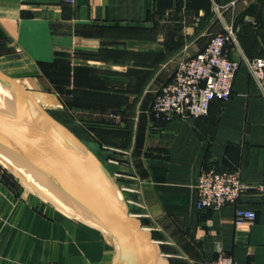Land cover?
<instances>
[{"label": "crops", "instance_id": "crops-1", "mask_svg": "<svg viewBox=\"0 0 264 264\" xmlns=\"http://www.w3.org/2000/svg\"><path fill=\"white\" fill-rule=\"evenodd\" d=\"M215 5L226 6L220 16ZM224 24L239 63L230 99L203 117L156 120L155 94ZM255 57H264V0H0V72L52 117H70L161 264H208L219 253L264 264L259 194L241 196L255 218L236 224L233 206L199 210L195 191L210 169L238 171L249 185L264 177V79L243 62ZM19 185L0 167V264H113L110 237Z\"/></svg>", "mask_w": 264, "mask_h": 264}, {"label": "water", "instance_id": "water-1", "mask_svg": "<svg viewBox=\"0 0 264 264\" xmlns=\"http://www.w3.org/2000/svg\"><path fill=\"white\" fill-rule=\"evenodd\" d=\"M0 167L56 208L115 241L113 264H161L159 245L128 211L101 162L2 72Z\"/></svg>", "mask_w": 264, "mask_h": 264}, {"label": "built area", "instance_id": "built-area-1", "mask_svg": "<svg viewBox=\"0 0 264 264\" xmlns=\"http://www.w3.org/2000/svg\"><path fill=\"white\" fill-rule=\"evenodd\" d=\"M232 4V3H231ZM226 6L215 5L217 16ZM235 41L231 25L224 24L221 32L213 34L203 51L181 61L170 79L155 94L150 112L157 120L176 115L199 118L206 116L214 100L227 102L232 95V85L239 68L237 61L229 58L226 48ZM250 75L261 82L264 79V57L244 58ZM255 190L264 209V177L256 185L243 182L238 171H202L195 187L199 210H216L230 205L234 207V222L254 220L252 210L239 206L242 195ZM208 264H235L233 258L223 253Z\"/></svg>", "mask_w": 264, "mask_h": 264}, {"label": "rangeland", "instance_id": "rangeland-1", "mask_svg": "<svg viewBox=\"0 0 264 264\" xmlns=\"http://www.w3.org/2000/svg\"><path fill=\"white\" fill-rule=\"evenodd\" d=\"M52 113L54 114V116L56 115V113L54 112V111H52ZM55 120H57V119H60V121H58L59 123H63L62 125H64L68 130H70V117H68L67 119L66 118H62V117H58V116H56V117H53ZM4 171V173H6V174H8V175H10L8 172H6L5 170H3ZM11 176V175H10ZM12 177V176H11ZM13 178V177H12ZM13 179H15V178H13ZM15 181L16 182H18V180H16L15 179ZM19 183V182H18ZM20 184V183H19ZM18 185V184H17ZM21 185V184H20ZM19 185V186H20ZM20 187H22L23 188V190H25L26 192H28V193H33V192H31V191H27L22 185L20 186ZM35 195H38V194H36L35 193ZM39 197V196H38ZM40 199H42V198H40Z\"/></svg>", "mask_w": 264, "mask_h": 264}, {"label": "bare ground", "instance_id": "bare-ground-1", "mask_svg": "<svg viewBox=\"0 0 264 264\" xmlns=\"http://www.w3.org/2000/svg\"><path fill=\"white\" fill-rule=\"evenodd\" d=\"M33 97V96H32ZM35 97V96H34ZM33 97V98H34ZM35 100V99H34ZM37 100V99H36ZM35 100V101H36ZM37 102V101H36ZM38 103V102H37ZM18 182L24 187V188H26L27 190H29V191H31V192H33V193H35L32 189H30L24 182H22L21 180H19L18 179ZM114 242V244H115V247H116V250H117V246H116V243H115V241H113Z\"/></svg>", "mask_w": 264, "mask_h": 264}]
</instances>
